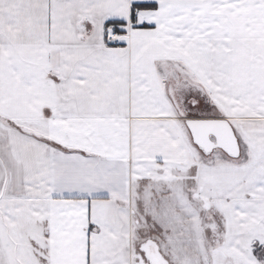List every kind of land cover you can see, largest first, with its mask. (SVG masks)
<instances>
[{"label":"snow or ice","instance_id":"1","mask_svg":"<svg viewBox=\"0 0 264 264\" xmlns=\"http://www.w3.org/2000/svg\"><path fill=\"white\" fill-rule=\"evenodd\" d=\"M0 264H264V0H0Z\"/></svg>","mask_w":264,"mask_h":264}]
</instances>
